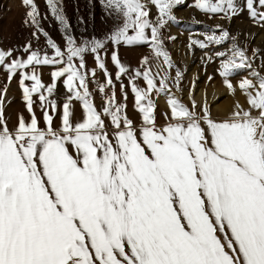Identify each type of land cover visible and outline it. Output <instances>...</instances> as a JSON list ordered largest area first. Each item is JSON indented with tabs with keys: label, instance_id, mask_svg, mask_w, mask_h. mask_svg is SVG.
Here are the masks:
<instances>
[{
	"label": "snow or ice",
	"instance_id": "obj_1",
	"mask_svg": "<svg viewBox=\"0 0 264 264\" xmlns=\"http://www.w3.org/2000/svg\"><path fill=\"white\" fill-rule=\"evenodd\" d=\"M99 3L112 28L103 38H78L63 0H46L62 47L43 27L49 17L35 0H22L24 25L46 46L29 40L22 49L0 48V70L7 75L0 89V264H264L261 49L241 45L222 24L190 31L187 54L201 50L205 72L218 61L216 75L234 100L217 118L206 93L201 104L195 100L198 77L188 89L191 106L183 102L186 68L167 47L178 38L165 30L180 23L174 10L186 0ZM187 6L229 24L246 12L264 28V0H193ZM121 46H147L149 53L131 68ZM42 66L51 69L49 84ZM17 75L29 118L21 113L10 127L4 96ZM58 82L65 89L62 103ZM129 88L139 126L127 115ZM160 96L168 108L163 125L156 115Z\"/></svg>",
	"mask_w": 264,
	"mask_h": 264
},
{
	"label": "rangeland",
	"instance_id": "obj_2",
	"mask_svg": "<svg viewBox=\"0 0 264 264\" xmlns=\"http://www.w3.org/2000/svg\"><path fill=\"white\" fill-rule=\"evenodd\" d=\"M35 2L38 4L39 10L41 11L42 15H47L49 17L47 20L42 21L43 27L46 31L49 32V35L52 37V39L63 47L64 41L62 38V34L59 31L58 25L52 20L51 15L47 10L46 0H35ZM192 3L193 0H186L185 5L179 6L177 9H175V15L177 16L180 23L170 24V26H168L165 30V36L174 35L178 38L177 41L168 43L167 47L171 52L174 61L182 68H186L185 78L183 82L184 91L182 94V99L183 102L189 107L191 106V104L186 94H188V89L190 87L191 81L195 77H198L197 87L204 88L206 94H208L211 90H215L216 87L225 88L222 84L221 78L216 75L215 72L218 66V61L216 63L209 64L207 67V71L205 72L201 64V57L203 56V52L197 49L194 55L187 54L186 44L190 31H204L209 28H214L216 24H222L224 27L228 28L232 34H238V40L241 45L247 44L249 46V49H261L262 54H264V28L254 26L252 21L248 18L246 12L239 18H234L233 21L229 24L227 21H220L216 18L209 19L208 16L200 13L192 7L187 6ZM63 5L65 14L73 28V33L78 38L81 37V35L86 38H91L92 36L103 38V36L112 28V21L105 17L103 7L99 3V0H92L91 4H89L88 0H63ZM155 11L156 10L153 8V18H155ZM25 13L26 8L22 5V0H0V48L8 49L14 47L22 49V47L29 40L32 41L34 46H46L45 38L43 36H40L39 43H37V41L31 35L32 29L24 25L23 20L25 18ZM102 17L105 18L102 19ZM81 18L84 21L83 24L80 23ZM194 21H198L199 23H195ZM225 47L226 46H220L218 50H225ZM215 50L217 49L214 48L210 50V54ZM148 53L149 49L147 46H135L131 48L121 46L119 52L122 61L128 64L131 68L139 67L140 59ZM87 64L89 68L95 67L94 60L90 55L87 57ZM259 65L260 60L258 59L256 61V66L258 69ZM108 68L109 71L113 73L114 77L116 69L112 65L110 59L108 60ZM40 71L43 82L45 84L51 83V69L47 66H42ZM208 75L214 76V80L211 83L207 82ZM97 78L101 81H103L104 79L102 74L99 73ZM239 79L240 76H236L233 79V83H236ZM18 80L19 77L17 75V77L14 78L9 85L8 91L4 96V114L8 119L10 127L16 126L18 115L21 113L24 115L25 119L29 118V114L27 113L25 104L22 100V92L19 88ZM124 82L125 84H127L126 79L124 80ZM6 83L7 75L5 72L0 70V89H3ZM116 83L117 96L118 98H120L119 82ZM138 83H140L141 86H144L142 81H138ZM90 87L95 93V85H90ZM64 93L65 89L63 87V84L58 82V102H63ZM236 98L239 99L242 104L244 103V97L241 96L239 92L237 93ZM164 100L166 101V98L164 96L156 98L157 123L160 125H163L165 123L163 113L168 111L167 104H164L163 102ZM95 103L98 108L102 106V101L98 93H95ZM220 103H223L227 110H229L230 112L233 107L234 100L229 95H223L222 97H220ZM133 105L134 98L129 88L127 99V115L134 122V124L139 126L141 117L140 114L134 110ZM211 110L213 114V106ZM36 115L41 118V126H43L42 116L39 108H36ZM75 115L77 119L81 118V109L79 104H76L75 106ZM214 117L220 118L223 116L217 115ZM59 123L60 121L57 117L55 120V124L58 126Z\"/></svg>",
	"mask_w": 264,
	"mask_h": 264
},
{
	"label": "bare ground",
	"instance_id": "obj_3",
	"mask_svg": "<svg viewBox=\"0 0 264 264\" xmlns=\"http://www.w3.org/2000/svg\"><path fill=\"white\" fill-rule=\"evenodd\" d=\"M192 75H193V73H192ZM200 88L201 87H197L196 93L194 94L195 100L198 104H201V102H203V99L205 97L204 88H201V89ZM186 95L188 97V94H186ZM223 95L228 96L227 90L225 88H218V87H216L215 90L209 91V93L207 94L208 103L213 106L214 116L219 115V116L224 117L229 113V110H227V108L224 106V104L220 103V97H222ZM163 102H164V104L166 103L165 100ZM223 117H220V118H223Z\"/></svg>",
	"mask_w": 264,
	"mask_h": 264
}]
</instances>
